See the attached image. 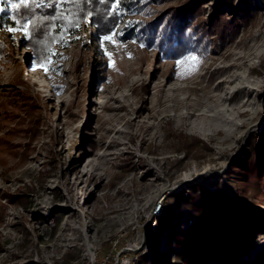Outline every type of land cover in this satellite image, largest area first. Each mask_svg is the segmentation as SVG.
<instances>
[{"label":"rangeland","instance_id":"rangeland-1","mask_svg":"<svg viewBox=\"0 0 264 264\" xmlns=\"http://www.w3.org/2000/svg\"><path fill=\"white\" fill-rule=\"evenodd\" d=\"M182 1L128 0L116 29L123 33L119 47L102 42L91 24L82 23L79 39L55 44L47 72L33 67L23 31L0 27V43L10 57L0 69V100L18 113L1 121L0 136L25 115L12 105L13 89H28L44 107L27 159L5 153L8 166L0 164V195L25 192L32 198L27 208L0 198L8 204L0 222V264H145L141 255L157 234L161 205L190 184L227 193L236 208L264 210L253 197L242 196L231 171L232 162L247 155L251 137L264 136V0H249L260 11L256 26L226 45L217 41L213 57L191 77L170 80L172 61L157 59L140 41L137 22ZM206 2L209 17L217 0ZM169 121L209 149L186 159L169 134ZM29 139L12 133L21 147ZM256 146L264 157V141ZM177 158L185 160L173 167ZM173 209V231L184 230L191 213L184 205ZM174 243L166 227L160 254L148 256L147 264L175 260L169 249ZM262 255L259 232L247 251L225 262L252 264Z\"/></svg>","mask_w":264,"mask_h":264},{"label":"trees","instance_id":"trees-1","mask_svg":"<svg viewBox=\"0 0 264 264\" xmlns=\"http://www.w3.org/2000/svg\"><path fill=\"white\" fill-rule=\"evenodd\" d=\"M13 2L18 0H9V4L4 0L5 11L0 13V27L19 28L26 18H34L37 21L32 38H25L22 42L23 46L29 48L31 57L28 59L33 64L36 61H43L49 55V49L52 51L55 44H68L79 34L81 26L69 29V34L63 41L54 40V37L62 31L59 25L64 24V21L55 22L57 27L49 29L50 21L41 19L50 11L47 7L33 9V6L29 5V8L22 7L16 10L10 7ZM113 2L114 0H92L90 4L81 5L83 9L79 13L81 25L88 23L85 17L86 13L91 11L92 16L87 19L92 21L89 24L93 27L95 35L101 37L107 34L116 26L117 18L110 14ZM206 5V0H184L178 5L159 12L153 19H142L138 23L140 41L147 48L156 51L157 59L172 61L169 69L170 80L175 76L181 79L191 77L201 64L213 57L217 41L226 45L229 40L237 39L243 30L249 31L251 27L256 26L260 20V11L252 7L249 0H217V5L209 17H205ZM118 19L120 20V17ZM49 32L51 34H48ZM190 56H195L198 60L186 59ZM9 59L7 48L3 45L0 47V69L8 63ZM179 61L183 63H178ZM262 63L264 71V59ZM263 71L259 72L262 74ZM100 78L105 80L106 76L103 75ZM11 97L12 105L22 109L25 115L18 120L14 128H10L0 136V164L4 169L8 166L5 153L21 156L20 162L25 161L30 155L31 140L40 132L44 108L43 104L28 92V89H13ZM5 105L6 103L0 100V125L6 117L18 115L12 109L9 111ZM168 128L169 134L178 139L186 159L197 153L202 154L203 148L209 149L208 143L200 137L189 135L183 130L178 131L173 121L168 122ZM15 131L29 135V142L23 147L20 143L12 141V133ZM257 140L264 141V136L257 134L251 137L247 155L244 159L234 160L231 171L237 177L242 196L247 201L253 197L255 200L253 204H264V157L258 153ZM185 158L171 161L172 166L180 167ZM124 163L128 168L133 166L129 157L124 160ZM26 195L25 192H2L0 198L6 196L8 203H19L27 208L32 203V198ZM175 205H184L193 218L187 228L176 232L172 229V221L178 216L173 209ZM218 205H221V208L215 214L214 207ZM7 206L8 204L0 201L2 212L0 222L4 219ZM159 215L157 234L153 236L149 252L141 255L145 264H147L148 256L156 257L160 254V235L166 227L169 228L172 236L174 235V248L171 246L169 249L174 252L176 259H169L165 264H228L226 260H233L247 251L252 238L259 232H264V210H258L253 206L236 208L234 201L227 193L220 191L216 194L199 183L190 184L180 192L172 194L171 199H167L161 205ZM252 264H264V255Z\"/></svg>","mask_w":264,"mask_h":264},{"label":"snow or ice","instance_id":"snow-or-ice-1","mask_svg":"<svg viewBox=\"0 0 264 264\" xmlns=\"http://www.w3.org/2000/svg\"><path fill=\"white\" fill-rule=\"evenodd\" d=\"M128 2V0H114L110 7V14L116 19V26L113 27L107 34H104L100 37L102 42H108L112 45H116L117 47L121 46L117 37H122L123 33L117 32V28L119 25V17L122 13L128 11L127 8L124 7V4ZM92 0H18V2H13L10 4L12 9L20 10L22 7L29 8V5L33 6L34 8H42L47 7L50 11L45 14L41 19H47L50 21L48 27L49 29H53L57 27L55 22L57 21H64V24L59 25L62 29L55 37L54 40H64V37L68 35V30L71 28H79L81 26V19L79 16L80 11L83 9L81 5L83 4H90ZM5 11V3L4 0H0V13ZM31 12V10H30ZM92 16V12L89 11L86 13L85 21L91 23L92 21L87 19L88 17ZM12 19H16V17H12ZM139 23V22H137ZM37 21L34 18H26L25 22L19 25V30L23 31L25 38L31 39L33 35V30L35 29ZM18 29L14 27H9L7 29L10 33H15ZM48 34H51L49 32ZM79 39V37H76ZM67 43V41H64ZM144 45L142 44L141 47ZM0 47H3L2 43H0ZM107 52V49H105ZM56 55V53L52 52L49 49V55L44 58L43 61H36L34 62L33 67L36 63L41 64L44 67V70L47 72L49 71L47 64L51 63L52 56ZM108 55L111 56V53L108 52ZM191 61H197L198 58L195 56L187 57ZM178 63H183V61H179ZM55 71L56 69H52Z\"/></svg>","mask_w":264,"mask_h":264}]
</instances>
